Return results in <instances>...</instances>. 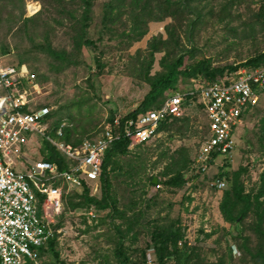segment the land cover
Returning a JSON list of instances; mask_svg holds the SVG:
<instances>
[{"label":"rangeland","instance_id":"rangeland-1","mask_svg":"<svg viewBox=\"0 0 264 264\" xmlns=\"http://www.w3.org/2000/svg\"><path fill=\"white\" fill-rule=\"evenodd\" d=\"M165 1L93 0L88 26L81 33L79 0H0V63L21 62L34 76V86L25 90L32 106L51 110L46 132L62 121L72 140L96 138L109 125L111 112L118 117L132 112L150 89L140 69L149 60L152 41L158 50L153 54L150 78L182 54L188 53L186 67L206 60L215 68L237 65L264 52V0ZM110 2L117 5L109 11L113 20L104 27ZM141 10L145 24L139 29L138 21L135 28L145 33L130 43L133 15ZM50 50L64 52L67 62L60 65ZM189 85L180 79L177 91ZM183 118L150 142L129 146L125 155L112 159L107 169L112 203L107 209L72 210L70 203H78L79 198L71 200V194L81 195L82 190L64 187L61 209L56 213L45 210L53 220L54 246L46 248L41 264H120L114 253L120 235L130 262L144 264L140 251L154 255L150 232L171 223H178L183 233L178 245L195 251L190 264H262L245 257L241 248L247 239L249 251L264 249L255 231V208L241 220L242 235L236 237L238 231L223 220L219 206L223 193L234 185L233 174L243 168L237 183L252 202L262 190L258 202L264 207V91L239 132L221 191L211 184L225 160L182 187L160 182L177 171L185 173L208 135L207 119L197 106L186 109ZM24 137L27 140L29 134ZM43 139L35 133L21 146V153L38 160ZM165 171L168 175L161 176ZM151 178L155 183L150 184ZM90 196L102 198L101 180L100 190ZM90 211L93 216L88 215Z\"/></svg>","mask_w":264,"mask_h":264},{"label":"built area","instance_id":"built-area-1","mask_svg":"<svg viewBox=\"0 0 264 264\" xmlns=\"http://www.w3.org/2000/svg\"><path fill=\"white\" fill-rule=\"evenodd\" d=\"M33 79L25 66L0 63V264H41L39 250L54 236L53 220L45 210L56 213L61 209L65 186L74 190L86 186L92 195L98 192L104 155L118 138V116L101 135L84 138L76 146L46 136L45 119L51 110L32 106L27 99L25 89L34 86ZM263 91L264 66L226 72L213 81L192 79L186 90L175 91L160 108L126 122L122 132L129 146L146 144L157 136L160 123L183 117L186 96L197 95L188 108L201 105L208 135L187 173L190 179L185 184L193 183L219 160L231 159L245 126L243 115L259 104ZM65 125L56 130L58 139ZM35 133L66 158L67 169L60 171L56 163L31 160L21 153V146ZM24 134H29L27 140ZM211 186L221 191L225 182L217 179ZM88 215L93 216L91 211ZM146 264H155L152 253L146 254Z\"/></svg>","mask_w":264,"mask_h":264},{"label":"trees","instance_id":"trees-1","mask_svg":"<svg viewBox=\"0 0 264 264\" xmlns=\"http://www.w3.org/2000/svg\"><path fill=\"white\" fill-rule=\"evenodd\" d=\"M167 1V0H166ZM165 1V2H166ZM189 4H192L195 2V0H187L186 1ZM79 3L81 5V33L85 30V28L88 26V22L90 20V13H91V7L93 6V0H79ZM116 3L110 2L106 6V11L103 16V24L104 27L107 26V23H110L113 18L110 19L109 11L115 9ZM142 10L135 13L133 15V23L134 28L131 29L130 34L128 35V40L130 43L133 41H136L139 39L145 31L139 30L140 24H145L143 22V19H140V15ZM165 17V16H164ZM162 17V19L164 18ZM110 19V20H109ZM140 19V20H139ZM139 21V29L137 30L136 25H138ZM79 43H82L84 45H92L91 42L88 40H84V42L78 41ZM157 44L155 41H152L148 45V51L147 56L149 60L147 62L141 63V77L145 79V81L149 84V91L144 96V98L141 100V102L137 105V107L132 111L129 112L121 117H119V128L117 129L118 132V138L109 146L107 149L103 163H102V176H101V184H102V198L100 200L91 197L90 191L86 186L82 187L81 195L72 193L71 194V200L73 198L78 197L79 202L78 203H70V208L72 210H77L83 207H95L99 210L107 209L110 204L112 203L111 195L109 194L110 190V184L107 178V169L109 165L112 163V159L115 156L118 155H125L128 152V147L130 145V141L125 135L123 134V126L126 122L129 120H135L139 114L145 113L150 110L158 109L162 106L164 101L172 95L175 91L178 89V83L180 79L184 82H190L192 79H205V80H216L220 78L224 73L226 72H234L241 68H258L264 66V52L256 55L254 58H251L243 63L237 64V65H226L223 67H215L211 68L210 64L206 60H202L198 62L193 67H186L184 65V59L188 56L186 54L179 55L175 60L171 61L167 66H165V71L162 73L156 74L154 77H149V70L151 67V63L153 61V54L156 52ZM1 55V54H0ZM49 55L56 59L57 61H60L63 65L67 62V57L64 52H55L50 50ZM186 55V56H185ZM2 56V55H1ZM21 62L15 64V66H20ZM197 101V95L186 96L185 101L183 103V107L188 109V106L191 102ZM196 106H194L195 108ZM197 107L202 110L201 105L197 104ZM192 108V107H190ZM255 107L249 111H247L243 118L246 121L247 117L251 113L252 110H254ZM116 116V113L111 112L110 116L108 118V123L110 125L113 124V120ZM52 118V112L50 111L49 115L46 117L45 122L48 120H51ZM185 118H170L166 121L160 123L157 132H161L163 130H166L169 126H172L173 124H176L177 122L183 121ZM62 121H59L53 126H50L49 131L46 132L50 136H56L55 132L56 130L62 125ZM70 129L68 126L65 125V127L62 129V137L59 138L62 142L71 144L73 146H76L80 143V141L83 139H74L72 140L70 138ZM89 139L94 138L93 136H88ZM42 148L40 152V160L46 161V162H53L58 165V169L60 171L65 170L68 168L70 163L66 160L64 156H62L46 139L41 140ZM193 160V159H192ZM192 160L189 163V166L186 170V172L181 173L177 171L173 176H169L168 178H165V180H158L162 182V184L166 187H182L190 178L187 177V173L189 171V168L191 166ZM229 166L228 160H225L222 165L221 171L218 173V179L225 180L227 177L226 170ZM245 169L241 168L240 173L235 172L233 174L234 177V185L232 186L231 190H226L223 193V198L220 203L219 209L221 212V215L223 217V220L227 223H230L233 225V228L238 231L236 234V237H241L242 229H241V220L246 217L248 212H250L252 209L255 208L256 211V226L255 231L257 236L260 237V240L263 241L264 244V207L261 202H258V197L260 194H262V190H260L259 194L254 198L253 202L250 201V196L243 193L242 187L237 183V178L240 176L241 172H244ZM167 171L163 172L161 176H167ZM154 178H151L150 184H152V180ZM262 183L264 186V176H262ZM252 202V203H251ZM239 206V208L237 207ZM240 219V220H239ZM183 238V233L181 229L178 226V223H171L168 227L162 228V227H154L152 231L150 232V241L152 244V248L154 250V258H155V264H167L169 262H172L173 264H190L193 258L195 257V251L193 248H188L185 244L178 245V242L181 241ZM121 239V240H120ZM121 235L118 239V245L115 249V256L120 259V264H137L134 262H130V258L125 252V249L120 241H122ZM243 239V238H242ZM54 246V240L53 238L49 240V242L46 244L45 247L41 248L39 250L40 257L44 254V251L47 249H52ZM241 248L243 250V253L245 254V257L249 256L250 260H258L262 264H264V249H261V246L251 252L249 249H247V239H243V244H241ZM127 250V249H126ZM128 251V250H127ZM57 258V254H54ZM140 256L142 258V262L146 263V255L144 251H140ZM246 262V259H244Z\"/></svg>","mask_w":264,"mask_h":264},{"label":"water","instance_id":"water-1","mask_svg":"<svg viewBox=\"0 0 264 264\" xmlns=\"http://www.w3.org/2000/svg\"><path fill=\"white\" fill-rule=\"evenodd\" d=\"M153 183H155V180H153Z\"/></svg>","mask_w":264,"mask_h":264}]
</instances>
